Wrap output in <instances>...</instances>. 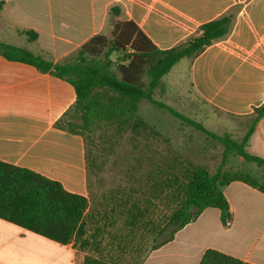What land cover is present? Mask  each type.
Returning <instances> with one entry per match:
<instances>
[{"label":"crops","instance_id":"1","mask_svg":"<svg viewBox=\"0 0 264 264\" xmlns=\"http://www.w3.org/2000/svg\"><path fill=\"white\" fill-rule=\"evenodd\" d=\"M0 2L4 3L0 43L28 49L54 63L68 61L96 35L110 36L116 21H133L158 48L167 50L197 35L204 23L234 11L230 34L188 58L191 88L203 104L247 123L241 140L253 123L254 110L264 105V0ZM115 6L121 7L119 16L110 15ZM27 31L36 33L37 40L30 41ZM19 38L28 44L12 42ZM76 99L69 82L0 54V161L56 180L90 201L84 139L55 126ZM245 148L264 159V117ZM232 156L227 157L225 171L244 172L250 162L237 155L231 166ZM253 168L248 171L263 190L243 182L222 187L232 216L227 225L222 224L218 209L208 208L172 240L152 248L139 264H199L209 249L264 264V166L255 163ZM89 212L90 207L82 240L67 245L0 219V264H97L100 229L89 224Z\"/></svg>","mask_w":264,"mask_h":264},{"label":"trees","instance_id":"2","mask_svg":"<svg viewBox=\"0 0 264 264\" xmlns=\"http://www.w3.org/2000/svg\"><path fill=\"white\" fill-rule=\"evenodd\" d=\"M4 6L0 2V12ZM121 7L110 9L119 16ZM234 11L204 23L197 35L171 49L158 48L133 21H116L110 36L99 34L81 46L64 63H54L28 49L0 43V54L9 61L34 66L42 73L52 74L69 82L76 92V103L59 119L55 126L72 134L90 131L104 123H117L125 130L143 125L137 115L139 104L148 100L167 110L186 125L205 133L224 145L222 165L211 174L204 167L188 171L182 186L181 200L171 213L167 238L153 248L172 240L177 232L195 221L208 208L220 211L221 222L227 225L232 216L230 204L222 187L232 182H243L263 190L250 174L240 170H223L230 154L245 161L264 166V159L246 151L247 140L256 124L264 117V105L254 110V120L245 137L236 141L229 134L218 135L154 98L162 78L184 58H194L213 43L225 39L232 30ZM30 41L38 36L25 33ZM111 53L122 54L119 76L112 69ZM79 120V122H76ZM85 143V142H84ZM87 175L89 153L85 144ZM89 181V180H88ZM90 201L87 197L67 191L64 186L37 172L0 161V219L27 229L62 245L81 241L85 235V216ZM165 231V230H164ZM199 264H250L217 250H207Z\"/></svg>","mask_w":264,"mask_h":264},{"label":"rangeland","instance_id":"3","mask_svg":"<svg viewBox=\"0 0 264 264\" xmlns=\"http://www.w3.org/2000/svg\"><path fill=\"white\" fill-rule=\"evenodd\" d=\"M12 42L28 44L21 38ZM110 57L111 69L119 76L122 54L111 53ZM161 87L154 91L158 101L201 123L208 131L241 140L247 123L219 114L192 91L188 58L162 78ZM137 115L143 123L137 129L104 123L81 131L89 153L88 215L92 217L88 221L100 229L97 264H139L153 246L167 238L171 230L167 222L179 205L188 171L204 167L214 174L222 165L224 145L167 110L143 100ZM235 156L231 166H235ZM253 167L255 163H247L244 173L252 174L248 170Z\"/></svg>","mask_w":264,"mask_h":264}]
</instances>
